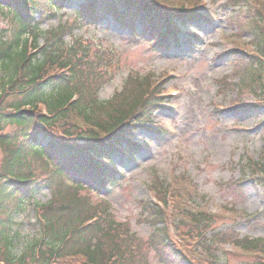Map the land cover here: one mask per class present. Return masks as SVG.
<instances>
[{
	"label": "rangeland",
	"instance_id": "1",
	"mask_svg": "<svg viewBox=\"0 0 264 264\" xmlns=\"http://www.w3.org/2000/svg\"><path fill=\"white\" fill-rule=\"evenodd\" d=\"M245 2L239 0L235 6L237 0H214L211 23H196L185 29L186 34L181 36L184 40L182 46L166 52L151 45L142 34V27L135 28V32L117 29L111 24L107 12L101 14L103 20L97 25L85 26L65 39L69 43L73 38L81 39L84 45L91 44L92 57L101 54L112 59L111 63L104 62V73H113V77L98 93L102 102L111 100L121 91L129 75L144 77L153 74L156 78L161 76L158 81L168 73L176 76L166 85L167 94L176 92V97L167 98L164 107L155 110L148 127L150 131H142L135 138L144 150L132 159L124 155L115 157L122 181L114 184L110 194H90L95 203L101 199L107 201L118 222L129 226L127 235L139 239L144 251L137 258L142 264L146 260L149 264H181L176 262L179 255L173 254V247L160 248L157 243L150 242L152 234L159 239L162 232L155 231L154 226L147 223V206L146 210L141 209V203L147 204L151 200L153 189L158 188L157 183L161 181L181 186L180 177L189 180L183 181L187 196L175 208L181 222L179 234L173 237L184 253H188V245L193 244V241L186 240L192 226L184 217L192 206L213 214L224 213L213 231L222 233L226 240L232 241L236 236L240 240L264 238V227L252 217L264 210V187L248 181V175L243 179L241 167L246 159L258 161L264 156V109L254 113L232 110L236 103L253 104L258 97L264 99V94L252 92L254 86L244 88L250 83L237 73L243 69L252 73L257 69L264 72L260 69V63L264 64L263 42L259 44L252 35L240 32L241 24H247L246 20L250 23V12L243 8ZM78 11L75 3L62 5L56 18L41 24L42 33L57 29L67 21L71 24ZM15 25L12 15L0 16V35L8 40ZM188 33L202 35L201 42H193ZM42 43L43 38L38 41L39 45ZM235 45H239V51L245 48L256 52L254 47H257L260 58L248 59L243 53L235 52ZM112 51L116 54H111ZM120 65L122 68L118 70ZM2 76L5 74L0 68ZM263 77L256 75L253 79L261 82ZM218 81L226 83L227 88L221 90ZM217 106L224 110L218 113ZM0 124L3 135L11 141L33 133L30 124L17 127L6 120ZM3 157L0 149V167ZM52 195L45 188L33 200L22 203L14 196L5 202L7 211L2 219L7 222L5 234L13 239L10 250L14 257L29 256V247L41 238L37 206L51 201ZM159 255L163 258L158 261L155 256ZM219 258V264L224 261L227 264L249 262L248 257L233 251L231 245L219 252Z\"/></svg>",
	"mask_w": 264,
	"mask_h": 264
},
{
	"label": "trees",
	"instance_id": "2",
	"mask_svg": "<svg viewBox=\"0 0 264 264\" xmlns=\"http://www.w3.org/2000/svg\"><path fill=\"white\" fill-rule=\"evenodd\" d=\"M38 1H53L59 7L72 3V0H0V16L12 15L16 22L8 40L0 35V68L5 74L0 77V122L6 120L8 124L17 127L28 124L33 126L31 135L23 134L22 139L11 141L2 134L3 128L0 124V149L4 155L0 167V256L9 264H22L27 258L30 260L27 264H142L137 257L142 255L144 249L140 242L136 245L132 238L124 235L129 230L128 226L116 220L107 203H95L89 196L93 188L98 191L102 189V184L96 177L101 168L91 153L106 158L108 154L115 153L113 143L105 144L113 135L100 139L96 129L100 128L117 137L116 134L121 131L123 124L132 118L140 121L151 120L155 110L159 109V101L151 91L152 77L133 78L110 101H99L97 94L109 82L108 75L104 73V62L108 60L111 63L112 59L109 60L101 54L92 57L91 45L83 47L80 40L73 44L65 41V36L74 35L75 29L70 27L78 30L84 27L83 23H97L98 17L94 20L89 14L92 0H73L84 1L78 12V21L81 23L70 27L66 24L47 34L40 32V25L55 15L47 7L41 8ZM238 1L235 6L239 4ZM93 2L99 5L100 12L115 16L114 0ZM119 2L128 14L140 15L144 20L143 24L147 23L145 16L150 17L151 11L144 2ZM247 2L243 8L251 13L250 23L246 20L247 24H241L240 32L252 35L259 44L264 43V0H254L252 4ZM35 15L39 16V21L34 19ZM151 33L154 44L162 49L167 48L168 37H172L171 31L154 29ZM28 36L34 38V48L41 37L45 39V47L37 55L28 51ZM55 68L69 69V75L55 74ZM260 69H263L261 65ZM257 70L252 73L243 69L237 73L248 79V87H256L263 95L264 80L260 82L259 79H253L256 75L258 78L262 76V71ZM219 85L227 88L224 82H219ZM158 89L161 90V87ZM74 93L79 94L80 100L69 106ZM39 103L46 104L49 117L39 111ZM6 108L13 112H5ZM74 117H79L95 130L85 131L88 128H80L71 122ZM39 124H44L46 128H39ZM125 133V130L121 131V134ZM40 137L44 140L50 139L46 146L40 145ZM76 139L82 140L85 146L75 144ZM262 161L254 165L249 163L251 176L261 184L264 183V160ZM44 188H48L53 194L48 205L37 209L38 215L44 221L43 231L47 239L42 242L43 249L37 259L34 255L37 244L30 247L29 256L23 254L16 258L10 250L13 239L5 234L7 222L2 219L7 211L5 202L14 196L22 203L32 200ZM166 194L163 190L158 192L164 203ZM146 206L151 213L147 217V223L154 226L155 231L162 232L159 239L152 234L150 242L157 243L160 248L173 247V254L179 255L176 260L178 263L199 264L171 241L164 220L166 215L151 203L143 204V210H146ZM256 218L257 223L264 227V214H259ZM90 219H96V223L86 228L85 223ZM196 220V231H203V234L205 223L210 225L214 222L211 217H200ZM221 238L226 237L219 236L216 239ZM209 240L204 247L208 256L203 258L209 260L208 264H214L215 261L217 264L218 258H214L210 251H215V240ZM236 242L245 250L264 255V239H236ZM158 253L157 250L156 254ZM80 256H83L81 262L64 260L67 257L76 259ZM155 257L158 261L163 258L160 255ZM144 264L149 263L146 260ZM245 264H264V260L255 258Z\"/></svg>",
	"mask_w": 264,
	"mask_h": 264
}]
</instances>
